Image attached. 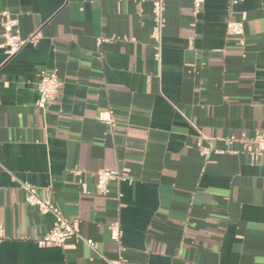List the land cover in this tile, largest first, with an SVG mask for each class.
Returning a JSON list of instances; mask_svg holds the SVG:
<instances>
[{
    "label": "crops",
    "instance_id": "obj_1",
    "mask_svg": "<svg viewBox=\"0 0 264 264\" xmlns=\"http://www.w3.org/2000/svg\"><path fill=\"white\" fill-rule=\"evenodd\" d=\"M228 5L163 0L156 41L151 0H0V44L8 18L35 38L0 48V264H264V157L240 141L264 134V0ZM242 12L244 48L226 30ZM54 69L64 86L42 110L39 72ZM102 169L132 183L101 194ZM24 182L95 248L38 246L54 218L26 204Z\"/></svg>",
    "mask_w": 264,
    "mask_h": 264
},
{
    "label": "built area",
    "instance_id": "obj_2",
    "mask_svg": "<svg viewBox=\"0 0 264 264\" xmlns=\"http://www.w3.org/2000/svg\"><path fill=\"white\" fill-rule=\"evenodd\" d=\"M152 1V12L155 21L154 39L160 41L163 29V16L164 7L163 0H151ZM246 0H229L228 8L231 10L233 7L245 2ZM206 0H193L196 12H200L203 8ZM248 15L246 12H242L239 19L230 20L226 24L227 33L234 35L240 39V46L245 47L244 34H245V23ZM18 20L8 18L2 26L3 29V42L0 44V48L4 49L9 57L15 56L28 42H34L35 38H29L27 40H21L17 32ZM159 56V54H157ZM64 86L63 80L58 74V70H42L39 72V79L37 83L38 100L37 106L46 110L48 106L55 100L57 95L60 93ZM97 120L105 125L112 128L115 127L114 112L111 109H105L99 112ZM202 138L198 142V146L202 147ZM229 143L238 141L234 136L228 139ZM241 143L243 144V152L249 155L253 159H259L264 157V134L258 132L252 138H242ZM213 152L224 154L223 150H214L211 147H203L202 154L205 158H208ZM237 153V152H233ZM128 181L132 183L123 173L117 171H111L108 169H102L97 172V190L101 194L108 192V185L111 181ZM21 189L25 192V202L29 206L35 207L42 214H50L53 216L54 221L51 230L39 238L36 243L42 248L47 247H64L66 244L75 239L77 241H85L90 247L95 248V243L92 240H85L76 230L75 225L69 219H67L59 207L50 199L44 198L39 190L24 182L21 184ZM110 238L113 242L118 244L122 248V228L119 222H115L110 225ZM5 226L0 223V242L5 239Z\"/></svg>",
    "mask_w": 264,
    "mask_h": 264
}]
</instances>
